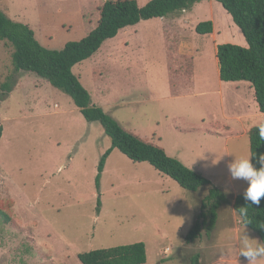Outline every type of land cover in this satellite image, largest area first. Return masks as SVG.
I'll return each instance as SVG.
<instances>
[{
    "label": "rangeland",
    "instance_id": "374dc122",
    "mask_svg": "<svg viewBox=\"0 0 264 264\" xmlns=\"http://www.w3.org/2000/svg\"><path fill=\"white\" fill-rule=\"evenodd\" d=\"M135 1L144 7L152 0ZM105 2L0 0V10L28 25L42 47L59 51L97 27ZM208 21L213 34H198V24ZM217 42L248 46L223 6L204 0L120 31L73 69L95 106L233 201L220 208L211 236L192 244L187 237L207 189L186 191L150 164L112 150L102 126L89 123L67 94L34 73H17L13 46L0 42V264H84V255L136 245L144 247L145 264H194L197 256L199 264H247L239 256L244 229L233 205L248 185L231 183L226 165L251 156L250 137L226 141L234 132L225 126L241 129L224 120L219 101L224 93L230 117L254 113L258 105L250 83L220 84ZM182 45L191 49V60L178 54ZM192 63L197 83L192 91L206 94L175 100L172 82L189 78ZM260 121L264 118L251 126ZM111 150L98 186L101 160ZM245 232L263 243L250 228ZM255 264H264V258Z\"/></svg>",
    "mask_w": 264,
    "mask_h": 264
},
{
    "label": "trees",
    "instance_id": "16d2710c",
    "mask_svg": "<svg viewBox=\"0 0 264 264\" xmlns=\"http://www.w3.org/2000/svg\"><path fill=\"white\" fill-rule=\"evenodd\" d=\"M204 0H152L140 7L135 0H106L100 9L97 27L80 41L69 42L62 50H48L37 41L35 32L26 24L15 22L0 10V42L13 46V66L17 73H34L47 80L54 88L67 94L79 108L89 123H99L105 134L112 140L113 149L119 150L133 162L148 163L159 173L170 177L182 189L199 192L207 189L201 200L200 211L194 227L187 237L192 244L202 237H210L216 229L220 208L232 205L233 201L212 182L200 173L188 168L181 161L170 157L160 146L126 130L122 125L95 106L89 91L76 77L73 69L78 64L91 59L108 40L117 37L120 31L138 25L141 21L165 18L172 14L192 9ZM232 17L242 31L248 44L241 47L233 44H220L217 59L222 82H248L255 91L259 110L264 114V0H216ZM200 35L213 34V23L202 22L196 27ZM192 68V64H189ZM4 89L11 92L8 85ZM251 160L254 167L260 168L259 156L264 154V140L259 137L258 127L249 132ZM109 151L101 160L98 186L104 171ZM248 207L251 224L247 225L257 233L264 243V198L260 204L252 205L238 194L234 210ZM7 220L9 217L6 216ZM84 264H145L146 255L142 245L123 247L108 251H97L81 257ZM194 264H199V256Z\"/></svg>",
    "mask_w": 264,
    "mask_h": 264
},
{
    "label": "clouds",
    "instance_id": "9594fccd",
    "mask_svg": "<svg viewBox=\"0 0 264 264\" xmlns=\"http://www.w3.org/2000/svg\"><path fill=\"white\" fill-rule=\"evenodd\" d=\"M259 137L264 140V121L257 123ZM250 157H238L227 163V169L232 180H243L247 182V188L243 193L245 201L252 205H259L261 198H264V154L259 156V169L253 166ZM239 220L244 229L239 236V256H242L247 264L264 258V243L251 239L245 232L247 225L251 224L248 216V207H241L238 210Z\"/></svg>",
    "mask_w": 264,
    "mask_h": 264
},
{
    "label": "crops",
    "instance_id": "0c3cea01",
    "mask_svg": "<svg viewBox=\"0 0 264 264\" xmlns=\"http://www.w3.org/2000/svg\"><path fill=\"white\" fill-rule=\"evenodd\" d=\"M216 32V26H215V22H214V33ZM218 41V39H217ZM220 42H217V44L215 45V49H216V71H217V76H218V79L220 81V84L222 86H224L225 82H222L221 79H220V69H219V63H218V59H217V47ZM188 51H191L190 48H186L184 47V45L180 46V49H179V55L180 56H184V57H187V58H190L191 60V57H192V54H189ZM191 74H190V77L187 78V79H176L172 82V89H174L172 92H173V95H172V98L175 99V100H184V99H190V96H195L194 98H199L197 97L198 95H203V94H206L205 92H202V93H199L195 90L192 91V87L194 85H197L196 83V70L194 69V66H193V63H192V70L190 71ZM186 86H188L190 89L189 90H185L184 92L181 90V88H185ZM246 92H248V95L250 94L251 97L253 96V89L251 87H249L248 89H245ZM255 92V91H254ZM193 93V94H192ZM207 95H204V97H206ZM234 99H238L239 97H237V94L235 93L234 94ZM221 102V108L223 109V114H225V116L223 117L224 120L226 121H230V122H236L237 125L240 127L241 131L238 132L237 129H235L233 126H225L224 128L225 129H228L229 131L231 130V132L233 131L234 133L232 135H230L226 141H230L232 138H235V139H240L244 136H247L249 135V132L250 130L253 129V127L251 126V122L252 120L254 119H260V118H264V114H262L259 110V107L256 106V109L253 110L254 113H248V112H245V113H241V114H238V115H234L233 117H230L228 114H227V110H226V106H225V103H224V93H222V98L220 99ZM251 104H254L253 102ZM240 105V103H239ZM258 105V104H257ZM246 123L249 124V127L246 125ZM255 128V127H254ZM229 181L232 183V179L231 177H229ZM234 185L232 184V187Z\"/></svg>",
    "mask_w": 264,
    "mask_h": 264
}]
</instances>
